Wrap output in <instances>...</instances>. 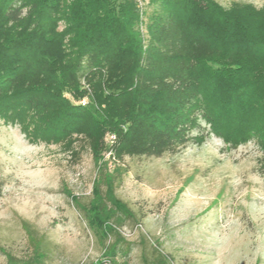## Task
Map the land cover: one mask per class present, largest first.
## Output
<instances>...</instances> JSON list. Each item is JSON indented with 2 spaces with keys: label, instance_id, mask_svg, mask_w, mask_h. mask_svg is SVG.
Here are the masks:
<instances>
[{
  "label": "trees",
  "instance_id": "obj_1",
  "mask_svg": "<svg viewBox=\"0 0 264 264\" xmlns=\"http://www.w3.org/2000/svg\"><path fill=\"white\" fill-rule=\"evenodd\" d=\"M149 3L144 39L128 0H0V122L95 162L174 155L209 135L232 149L264 137L263 16L212 0ZM102 198L82 212L106 244ZM154 251L149 264H172Z\"/></svg>",
  "mask_w": 264,
  "mask_h": 264
},
{
  "label": "rangeland",
  "instance_id": "obj_2",
  "mask_svg": "<svg viewBox=\"0 0 264 264\" xmlns=\"http://www.w3.org/2000/svg\"><path fill=\"white\" fill-rule=\"evenodd\" d=\"M212 1L264 20V0ZM128 2L146 39L153 6ZM27 127L0 122V264L5 254L17 264H149L154 250L172 264H264V137L250 134L232 149L209 135L174 155L115 163L87 150L73 160L57 144L29 139ZM98 191L111 207L101 217L106 244L82 212Z\"/></svg>",
  "mask_w": 264,
  "mask_h": 264
}]
</instances>
